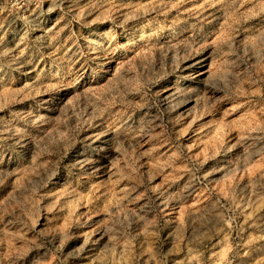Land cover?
<instances>
[{
    "label": "rangeland",
    "instance_id": "rangeland-1",
    "mask_svg": "<svg viewBox=\"0 0 264 264\" xmlns=\"http://www.w3.org/2000/svg\"><path fill=\"white\" fill-rule=\"evenodd\" d=\"M0 264H264V0H0Z\"/></svg>",
    "mask_w": 264,
    "mask_h": 264
}]
</instances>
